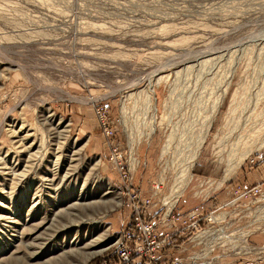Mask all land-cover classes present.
Instances as JSON below:
<instances>
[{"label":"rangeland","instance_id":"obj_1","mask_svg":"<svg viewBox=\"0 0 264 264\" xmlns=\"http://www.w3.org/2000/svg\"><path fill=\"white\" fill-rule=\"evenodd\" d=\"M97 101L117 123L112 141L139 161L132 184L148 195L161 175L162 199L176 180L175 211L199 209L197 229L172 236L159 262L264 264V203L225 206L237 184L264 180V0H0V264L114 253L130 208ZM24 219L43 221L26 231L38 237L29 248Z\"/></svg>","mask_w":264,"mask_h":264},{"label":"built area","instance_id":"obj_2","mask_svg":"<svg viewBox=\"0 0 264 264\" xmlns=\"http://www.w3.org/2000/svg\"><path fill=\"white\" fill-rule=\"evenodd\" d=\"M123 102L120 101L122 113L126 111ZM93 109L99 128L105 139L108 140L109 152L107 154V161L110 167L117 173L124 189L127 190V200L130 208L128 224L118 232H115L117 240L114 246V253L103 257L99 264H182L181 259L171 262H159L157 252L159 248H162L171 240L172 236L181 235L184 230H189V226L192 225L194 229H197L200 214L199 209L194 208L184 214H180L174 209L177 199L170 207L165 203L164 197L160 199L162 185L157 187L156 181L164 182V177L161 175L157 179H154L148 195L143 194L139 188L135 187L132 184V180L133 172L139 163L138 159L134 155V152H131L132 150L130 153L125 154L124 149L118 143H115L114 139V142L112 141L117 130V123L110 116L108 105L98 101L93 102ZM131 133L130 149L133 147L134 141L139 140L141 136H145V127L144 133L139 134L132 131ZM249 156L250 153L246 155L247 158ZM262 158L261 156L254 155L253 157H249L248 161L252 163L260 162ZM242 198L249 204L256 201L264 203V180L254 184H237L230 192V197L226 201L225 206L233 205ZM163 205L164 210L158 215L157 219H149L147 217L148 208L156 209L157 206L161 207ZM160 226L161 229L159 228ZM169 227L174 228L168 230Z\"/></svg>","mask_w":264,"mask_h":264},{"label":"bare ground","instance_id":"obj_3","mask_svg":"<svg viewBox=\"0 0 264 264\" xmlns=\"http://www.w3.org/2000/svg\"><path fill=\"white\" fill-rule=\"evenodd\" d=\"M47 113H48V117H50V116H53V113H50V110H47ZM68 125V124H67ZM171 140V139H170ZM170 140H168L167 141V144H166V146H165V148H164V152L165 151H168V148H169V145H170ZM201 141H200V146H201V144H202V142L205 140V136H203V138L202 139H200ZM198 148H199V145H198ZM197 148V149H198ZM197 149H196V152L194 151L193 153H194V155L192 156H189L188 158L190 159V157L192 158V160H190V161H193L197 156H198V154H199V152H198V154H197ZM169 150H170V148H169ZM166 153V152H165ZM245 158V157H244ZM99 160V159H98ZM97 160V161H98ZM190 163H192V162H190ZM241 162H237V163H233V164H230L229 165V167L227 168V170H226V173H225V177L226 176H228L229 175V173H231V172H233L235 169H236V167H238V165L240 164ZM193 164V163H192ZM189 167V166H188ZM188 167H186V168H183V169H181V172L179 173V174H184V173H186V171H188L189 169H188ZM188 169V170H187ZM180 178H181V175H180ZM178 180H179V178H178ZM181 180V179H180ZM176 183H178L176 180H175V182H174V184L172 185V191L170 192V194L169 195H166V197H164V200H165V203H167L168 204V206L170 207L173 203H174V201L176 200V197H177V195H179V194H181L182 193V191H183V188H181L180 190H177L176 188H174V186H175V184ZM181 183V182H180ZM108 184L110 185V183L108 182ZM170 199H173V200H170ZM93 202H95V201H93ZM264 213V212H263ZM31 218V217H30ZM43 223V221H41V222H39V223H37V224H35V223H33L32 221H30V219H24V223H23V225H22V229H20L21 231H20V242H21V244L23 245V246H25V247H27V248H29L34 242H36L37 241V239H38V237H35V236H33V238H32V240L31 241H25L24 239L26 238V233L28 232V235L29 236H27V237H30L31 236V233H33V230L35 229V228H38L41 224ZM52 224H53V222H51V224L49 225V226H47V227H44L43 229L44 230H46V233L44 234L43 233V229H42V231L41 232H39L38 233V235H42L43 237H48V236H50V235H52L53 234V232H50L51 231V228L53 227L52 226ZM27 231V232H26ZM45 232V231H44ZM18 237V236H17ZM222 237V236H221ZM66 237H63V238H60V242L58 243V245H61V246H64L65 244H67V247H69V248H71L72 246L71 245H74V246H76L77 244H78V242H76V241H73L72 239L71 240H67L66 241V239H65ZM67 242V243H66ZM21 245V246H22ZM46 245V244H45ZM53 247V246H52ZM51 247V248H52ZM46 248H48V249H46V251H45V253H52L51 252V250H50V247H46ZM71 249H73V248H71ZM34 252H32V254H33ZM45 253H44V255H45ZM34 255H35V253H34ZM20 257H18L17 259H19ZM39 259H40V257H38ZM49 259H51L52 258V256H49L48 257ZM55 258V257H54ZM54 258H52V259H54ZM22 259H25V257H22ZM48 259V260H49ZM14 260V259H13ZM26 260V259H25ZM29 261V260H28ZM43 262H46V261H43ZM28 264V263H27ZM37 264V263H36Z\"/></svg>","mask_w":264,"mask_h":264},{"label":"crops","instance_id":"obj_4","mask_svg":"<svg viewBox=\"0 0 264 264\" xmlns=\"http://www.w3.org/2000/svg\"><path fill=\"white\" fill-rule=\"evenodd\" d=\"M263 170H264V169H263ZM255 174H256V175H255L256 180H259V178H260V179H264V177H263V176H264V172H262V173L260 172V173H258V174L255 173ZM126 224H127V221H126V223H124V225H126ZM116 232H117V231H116Z\"/></svg>","mask_w":264,"mask_h":264}]
</instances>
